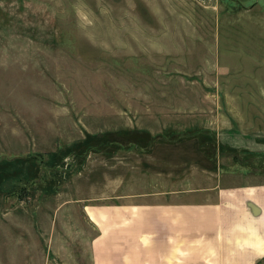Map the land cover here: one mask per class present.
Here are the masks:
<instances>
[{"label":"rangeland","instance_id":"rangeland-1","mask_svg":"<svg viewBox=\"0 0 264 264\" xmlns=\"http://www.w3.org/2000/svg\"><path fill=\"white\" fill-rule=\"evenodd\" d=\"M215 163L264 182V0H0V264H93L85 195Z\"/></svg>","mask_w":264,"mask_h":264},{"label":"crops","instance_id":"crops-1","mask_svg":"<svg viewBox=\"0 0 264 264\" xmlns=\"http://www.w3.org/2000/svg\"><path fill=\"white\" fill-rule=\"evenodd\" d=\"M217 165L192 183L120 179L112 196L85 195L93 264H264V182Z\"/></svg>","mask_w":264,"mask_h":264}]
</instances>
